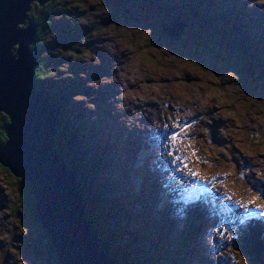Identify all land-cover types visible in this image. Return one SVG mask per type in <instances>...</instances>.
Masks as SVG:
<instances>
[{
  "label": "rangeland",
  "instance_id": "obj_1",
  "mask_svg": "<svg viewBox=\"0 0 264 264\" xmlns=\"http://www.w3.org/2000/svg\"><path fill=\"white\" fill-rule=\"evenodd\" d=\"M50 6L36 55L47 69L45 94L72 102L77 141L61 148L82 161L77 179L92 201V228L113 253L129 246L124 264H264V252L253 262L239 242L244 230L264 229V65L255 64L264 63V3ZM164 25L179 33L169 37ZM185 123L191 127L173 146L168 137ZM19 180L0 165V264H60L20 199ZM114 206L126 207L119 219L110 216Z\"/></svg>",
  "mask_w": 264,
  "mask_h": 264
},
{
  "label": "water",
  "instance_id": "obj_2",
  "mask_svg": "<svg viewBox=\"0 0 264 264\" xmlns=\"http://www.w3.org/2000/svg\"><path fill=\"white\" fill-rule=\"evenodd\" d=\"M33 1L44 7L52 0H0V114L10 121L5 126L7 142L0 147V165L30 185L34 217L60 264H116L101 249L86 217L77 175L59 153L60 114L36 86L33 72L39 62L30 46L37 26L17 28L29 21ZM174 29L164 25L168 36L179 31ZM263 252L262 243L257 244L258 262Z\"/></svg>",
  "mask_w": 264,
  "mask_h": 264
},
{
  "label": "trees",
  "instance_id": "obj_3",
  "mask_svg": "<svg viewBox=\"0 0 264 264\" xmlns=\"http://www.w3.org/2000/svg\"><path fill=\"white\" fill-rule=\"evenodd\" d=\"M55 0H52L50 4L42 7L41 5H39L38 3L33 4L31 11L29 13V21L28 23H32L35 24L37 26V32H36V36H35V41L34 43L30 46V50L36 55H39L40 52L42 51L43 47L41 46L43 43H45L44 41V33L46 31H48V28L51 27V23H50V19H49V8L51 7L50 5L52 3H54ZM183 35V34H182ZM235 45V44H234ZM236 46V45H235ZM46 50V48H45ZM75 51H79L78 49H75ZM16 52V48L14 49L13 53ZM41 57H39V63L38 65L35 67V70L33 72L35 81H36V86L39 90V92L44 95L49 102L57 109V111L60 114V119H61V128L58 131L57 137H56V143H57V147L59 150V153L62 155L63 159L66 161L68 167L74 171L76 173V175L78 176L79 172H80V167L82 164V161H70L68 159H66L64 157V151L62 150V145L64 144V142H66V144H68L70 141L74 142L77 141L76 139V131H77V123H75L74 121L69 120V117L67 116V112H68V106L70 104H72V102H70L71 99L66 100V102L63 100V96H56L55 94L53 95H49V94H45V92L43 91V81L46 78V76H48L47 74V69L45 68V65H43V62H40ZM256 65H264L263 61H256L255 62ZM77 114V113H75ZM10 123L9 118L5 115V114H0V147L4 146L7 142V139H5V137H7L6 132H5V126L8 125ZM65 139V140H64ZM67 139V140H66ZM75 147V146H74ZM98 162H102V157H98ZM81 163V164H80ZM98 166L94 164V166H91V170H95ZM99 168V167H98ZM82 170V169H81ZM7 173H10L7 169H6ZM81 185V190H82V194H83V200H84V205L86 207V213H88V207L92 205V201H90V196H88V192H87V188L86 185L84 184V182L80 183ZM19 185H20V199L23 202L24 206L26 207V209H28V211L30 212V215L33 219L34 222H36V225L38 228H40L41 230H43L41 228V225L37 222V220L34 217V198L32 196V191H31V187L28 183H24L21 180H19ZM108 188V184L107 183H103V185H99L98 186V191L99 194L101 193L102 189H107ZM96 203L100 204L101 200L100 198L97 200H93ZM136 204H139V207H142V212H144V207L142 205V200L140 199V201H137ZM132 205V203H131ZM116 208L115 212L113 211H109V213L111 214L110 216L119 219V217L122 216V214L125 212L126 207L123 208H118L117 206H114ZM112 208V207H110ZM88 216V215H87ZM109 216V215H107ZM109 216V217H110ZM90 224H92L91 226H94V220L90 219ZM98 241H99V245L101 247V249L104 251V253L110 257L116 264H124V262H121V259L123 258L124 255L127 254V251H130L129 246H126V244H124V250H116V252H112V250L110 249L109 243L106 242L103 237H102V233L99 231H96L93 228ZM148 230V229H147ZM45 232V231H44ZM45 234V233H44ZM115 235L118 237L119 233H115ZM115 239H118L116 237H114ZM264 241V229L258 225L256 227H251L250 229H246L243 231V235L242 238L240 239V251L243 252V254L245 256H247L248 258L251 259V261L253 262H258L255 258H254V249L257 246V244L259 242H263ZM49 246V250L52 251V253L55 254L54 250L51 247V244H48ZM131 262H134V260L131 258L130 259ZM136 262V261H135ZM126 263V262H125ZM138 263V262H136ZM130 264H134V263H130Z\"/></svg>",
  "mask_w": 264,
  "mask_h": 264
},
{
  "label": "snow or ice",
  "instance_id": "obj_4",
  "mask_svg": "<svg viewBox=\"0 0 264 264\" xmlns=\"http://www.w3.org/2000/svg\"><path fill=\"white\" fill-rule=\"evenodd\" d=\"M261 2L264 3V0H261ZM176 127H177V128H180V132H174L173 134H171L170 137H168V138L170 139V141L173 142V146H175V142L178 141V140L180 139V134H181V132H186L187 129H188L189 127H191V125H190V124H187V123H185L184 126H181V125L177 124ZM166 137H167V134H166ZM5 139H7V137H5ZM178 150H179V149H178ZM171 154H172V153L170 152L169 155H171ZM192 155H196V153H195L194 150H193V152H192ZM177 159H179V157H177ZM186 161H187V158H185V161H181V163H183V167H184V168H188L189 163H190V161H187V162H186ZM198 161H199V158H198ZM199 162H201V163H206V161H199ZM190 175H191L192 177H199V176H200V173L195 172V171H191V172H190ZM189 183H191V182H189ZM228 199H231V197H229ZM257 199H259V197H257ZM252 203H255V200L252 201Z\"/></svg>",
  "mask_w": 264,
  "mask_h": 264
},
{
  "label": "bare ground",
  "instance_id": "obj_5",
  "mask_svg": "<svg viewBox=\"0 0 264 264\" xmlns=\"http://www.w3.org/2000/svg\"><path fill=\"white\" fill-rule=\"evenodd\" d=\"M169 26V25H168ZM165 31V30H164ZM169 37H171L172 38V36L169 34ZM38 62H39V59H38ZM185 70V69H184ZM198 78V77H197ZM196 79V78H195ZM193 84V83H192ZM161 135V134H160ZM160 143V142H159ZM172 172V171H171ZM176 179H178V177L176 178ZM199 186V185H198ZM222 202V201H221ZM183 203V202H182Z\"/></svg>",
  "mask_w": 264,
  "mask_h": 264
}]
</instances>
